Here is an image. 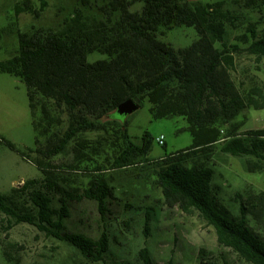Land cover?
I'll return each mask as SVG.
<instances>
[{"label": "trees", "instance_id": "trees-1", "mask_svg": "<svg viewBox=\"0 0 264 264\" xmlns=\"http://www.w3.org/2000/svg\"><path fill=\"white\" fill-rule=\"evenodd\" d=\"M238 2L245 9L264 8V0ZM136 3L142 7L132 11ZM45 5L40 0V9ZM22 11L37 13L29 0L15 5V16ZM237 18L222 1L79 0L60 31H17L18 47L0 60V72L20 78L25 85L34 146L19 148L1 141L34 164L40 175L0 193V233L4 234L0 250L7 262L21 264L19 245L9 240V230L23 222L75 247L89 261L104 262L110 247L107 232L94 240L67 230L65 219L71 203L92 200L104 220L114 188L99 174L77 184L54 162L68 155V169H78L97 150L85 135L116 126L121 146L114 167L148 164L168 206L197 211L214 228L218 244L249 264H264V240L248 221L249 215L264 214V191L236 193L238 213L233 214L218 198L210 165L215 150L264 160V128L239 133L244 122L237 121L245 109L264 108V92L257 88L243 92L232 78L237 53L264 60V28L249 23L239 37L247 46L228 47L226 25L237 28ZM11 24L0 30V37L13 31ZM180 26L196 31L189 46L175 49L158 39L160 28ZM92 53L104 57L90 62L87 56ZM127 99L140 107L147 101L154 119L182 117L192 143L150 158L148 135L139 145L132 143L124 129L127 121L121 124L114 117ZM245 167L249 172L262 169L252 160ZM148 221L146 213L145 231ZM138 255L143 264H155L147 248Z\"/></svg>", "mask_w": 264, "mask_h": 264}, {"label": "rangeland", "instance_id": "rangeland-1", "mask_svg": "<svg viewBox=\"0 0 264 264\" xmlns=\"http://www.w3.org/2000/svg\"><path fill=\"white\" fill-rule=\"evenodd\" d=\"M24 0H0V30L9 23L11 33L0 37V60L9 58L18 47L17 31L30 33L37 28L60 31L63 22L68 20L79 0H44L46 5L40 9V0H29L36 14L22 11L14 15L16 4ZM213 3L222 1L224 8L237 16V28L226 25L225 44L238 45L243 49L247 44L239 37L246 33L249 23H255L258 30L264 28V8L245 9L239 0H190ZM142 3L131 7L139 10ZM158 39L169 43L173 48L189 46L197 34L191 26H180L171 30L160 28ZM221 48V44L217 43ZM104 56L92 53L87 60L92 62ZM232 78L241 91L252 88L264 92V60L241 51L236 54ZM150 104L145 101L135 112L114 117L127 121L126 129L132 143L139 145L144 135L151 139L150 158L164 153L183 149L192 143V137L186 129V122L180 116L154 119L149 113ZM237 121L244 125L239 133L264 128V108L245 109ZM122 124V123H121ZM163 135L165 146L156 139ZM97 149L96 154L71 171L68 169L70 158L62 155L55 158L60 171L77 184H84L92 175L104 176L114 188V198L108 202L109 212L103 220L97 204L84 200L70 204V216L65 219L67 230L83 234L97 240L102 231L110 239L109 252L104 262H92L68 243L40 232L26 222L14 225L9 230V240L19 245L21 264H143L138 251L147 248L155 264H249L241 260L230 248L218 244L214 228L206 223L197 211L183 212L178 206H168L157 185L151 166L137 163L131 166L114 167L121 146L119 128L112 126L107 132H92L85 135ZM1 139L9 140L19 148L34 146V131L28 107L26 88L20 78L0 72V193H8L24 180L40 175L37 167L23 160L15 151L8 148ZM247 160L258 161L261 171L246 170ZM210 165L213 170L212 183L218 198L233 214L238 213L235 194L247 196L250 191H264V160L253 156H232L215 150ZM21 182V183H20ZM54 199V205H56ZM149 214L148 230L145 231V214ZM255 232L264 240V214L248 216ZM4 236L0 233V238ZM0 264L7 262L0 250Z\"/></svg>", "mask_w": 264, "mask_h": 264}, {"label": "water", "instance_id": "water-1", "mask_svg": "<svg viewBox=\"0 0 264 264\" xmlns=\"http://www.w3.org/2000/svg\"><path fill=\"white\" fill-rule=\"evenodd\" d=\"M139 107L140 104L131 99H127L117 107L116 113L120 116H126L138 110Z\"/></svg>", "mask_w": 264, "mask_h": 264}, {"label": "built area", "instance_id": "built-area-1", "mask_svg": "<svg viewBox=\"0 0 264 264\" xmlns=\"http://www.w3.org/2000/svg\"><path fill=\"white\" fill-rule=\"evenodd\" d=\"M165 138L163 135H160L157 139H156V142L159 144V145H164L165 144ZM21 183V182H20Z\"/></svg>", "mask_w": 264, "mask_h": 264}]
</instances>
